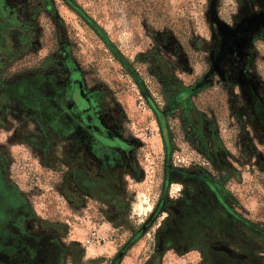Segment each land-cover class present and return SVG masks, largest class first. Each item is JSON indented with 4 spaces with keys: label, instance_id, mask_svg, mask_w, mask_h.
<instances>
[{
    "label": "rangeland",
    "instance_id": "rangeland-1",
    "mask_svg": "<svg viewBox=\"0 0 264 264\" xmlns=\"http://www.w3.org/2000/svg\"><path fill=\"white\" fill-rule=\"evenodd\" d=\"M263 13L0 0V176L16 209L0 264H264ZM76 81L83 115L66 98ZM182 89L165 149L150 104L165 113Z\"/></svg>",
    "mask_w": 264,
    "mask_h": 264
},
{
    "label": "flooded vegetation",
    "instance_id": "flooded-vegetation-1",
    "mask_svg": "<svg viewBox=\"0 0 264 264\" xmlns=\"http://www.w3.org/2000/svg\"><path fill=\"white\" fill-rule=\"evenodd\" d=\"M248 24H249V22H245V23L241 24L237 30L231 32L227 36L226 42L224 44V48L222 49L220 56H219L220 57L219 59L221 61L223 59L225 60V58L228 55L229 48L232 47L233 42L237 40V37L239 38V35L241 33H243V29L246 28ZM223 78L225 80H228L229 75H224ZM72 87H73V85H72ZM71 93H72V90L66 95V98H68L69 101H71L74 104V108L76 109V111L79 112V114L83 115V114H86L87 112H89L91 110V107H87L86 109L81 111V109H79L76 105L78 96H76L75 94H77V93L73 94V96L75 95L74 98H75L76 103L73 101L74 99L72 100L73 96L71 95ZM87 98H88V96H87ZM89 134L92 136L94 141L98 142V139H97L98 134L97 133H95L94 131H89ZM114 146L115 145L113 143L110 144L111 148H113ZM117 147L119 148V146H117ZM0 202H2L5 205V207H4V205L1 206L2 210L0 209V229L6 230L7 234L3 231L1 232V234L4 233V235H2V237L5 238V237H7V235H14L15 234V232H14L15 230L13 229L14 221L11 218L15 216L16 209L14 207L15 203H14L13 193L11 191H9L5 185H3L1 176H0ZM3 208H4V210H3ZM0 243H1V241H0Z\"/></svg>",
    "mask_w": 264,
    "mask_h": 264
},
{
    "label": "trees",
    "instance_id": "trees-1",
    "mask_svg": "<svg viewBox=\"0 0 264 264\" xmlns=\"http://www.w3.org/2000/svg\"><path fill=\"white\" fill-rule=\"evenodd\" d=\"M74 93L76 96H78L77 99V103L75 101V95L73 96ZM71 95L73 96L72 100L76 103L77 107L79 109L84 110L87 107H90V100L87 98V96L85 95L82 85L80 83V81H76L73 83V87H72V93ZM190 98V95L187 93V90H178L175 91L173 93H171L169 99L167 100L168 102L166 103V105L168 104L167 107H169V109L165 110V113L162 111H159L156 109V107L153 104H150L151 109L154 111L155 116L157 118V121L159 123V126L161 128V139L163 141L164 147L165 149L168 148V142H169V120H168V114L170 113L169 110H173L175 106L179 105V103L183 102L185 99ZM167 113V114H166ZM98 142L105 148H110V144L113 143V140L111 139H115L116 141H118V139L116 138H106L103 136H97ZM117 261H119L117 259ZM254 264H263L261 260H254Z\"/></svg>",
    "mask_w": 264,
    "mask_h": 264
},
{
    "label": "water",
    "instance_id": "water-1",
    "mask_svg": "<svg viewBox=\"0 0 264 264\" xmlns=\"http://www.w3.org/2000/svg\"><path fill=\"white\" fill-rule=\"evenodd\" d=\"M256 18H257L258 20H263V19H264V13H263V14H259V15H257Z\"/></svg>",
    "mask_w": 264,
    "mask_h": 264
}]
</instances>
